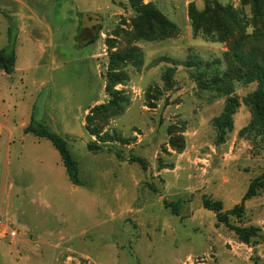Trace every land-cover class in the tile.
Returning <instances> with one entry per match:
<instances>
[{"label": "rangeland", "instance_id": "rangeland-1", "mask_svg": "<svg viewBox=\"0 0 264 264\" xmlns=\"http://www.w3.org/2000/svg\"><path fill=\"white\" fill-rule=\"evenodd\" d=\"M208 1L142 0L178 32L140 37L130 0H0V49L12 36L16 51L15 70L0 69V264H264V185L229 217L260 228L248 244L202 205L208 197L230 210L264 173V138L244 131L257 83H208L236 66L224 42L192 31L190 5ZM216 1L250 15L240 0ZM90 11L101 26L79 32ZM251 44L264 52V40ZM116 95L118 107L94 108ZM229 97L238 104L220 142L212 119ZM31 119L66 140L80 184L49 139L24 132Z\"/></svg>", "mask_w": 264, "mask_h": 264}, {"label": "trees", "instance_id": "trees-1", "mask_svg": "<svg viewBox=\"0 0 264 264\" xmlns=\"http://www.w3.org/2000/svg\"><path fill=\"white\" fill-rule=\"evenodd\" d=\"M130 1L137 13L134 25L138 28L140 37H152L154 33L168 37L178 32L175 23L167 19L151 2L143 3L142 0ZM240 3L250 9V15L247 19L243 20L241 14L230 4L224 5L216 0L208 1L201 10H197L191 4L188 15L194 34H201L206 38L224 42L228 48L225 52L226 57L236 62V66L229 67L228 72L224 71L222 75L216 74L208 79L209 84L212 86L220 85L226 78L230 77L237 78L245 83H257V88L246 97V101L251 107L252 118L249 125L244 128V131H250L252 128L264 138V52L258 46L251 44L252 42L264 40V0H240ZM249 25L253 28L251 33L246 32V28ZM84 26H80L79 32L84 30ZM11 37L9 36L10 45L0 49V69L8 74L15 70L16 60L15 41ZM95 37H97V34ZM118 79L114 74H110L106 90L114 94L117 93L116 90H112V83L117 82ZM162 80L166 88L172 86V68L168 67L165 70ZM118 101L119 98L116 95L110 98L108 104H101L94 108H105V110L107 108H116L118 107ZM237 104L238 101L235 97H229L222 112L212 119V124L218 137L217 140L220 142L224 140L226 132L232 128L233 113ZM107 115L110 114L107 113ZM86 119L87 122L91 121V115H87ZM86 129L91 134L99 135L100 131L97 128H90L87 125ZM24 132L49 139L60 155L69 180L75 185L81 183L77 161L62 136L51 131L45 124L38 123L33 119L24 128ZM107 140L104 139L101 143L88 142L87 148L92 152H97L105 147ZM107 150L114 151L111 146H107ZM114 154L118 159L123 158L117 150L114 151ZM128 160L130 162H138L144 170L147 168L146 161L141 157L130 156ZM263 185L264 173L250 181L241 202L235 204L227 211H223L220 200H213L208 197L203 198L202 205L214 211L218 222L230 227L241 242L248 244L251 243L253 237L260 235V228L254 225H232L229 222V217H242L245 211L244 201L256 195L258 188ZM172 211L176 213L175 208Z\"/></svg>", "mask_w": 264, "mask_h": 264}, {"label": "water", "instance_id": "water-1", "mask_svg": "<svg viewBox=\"0 0 264 264\" xmlns=\"http://www.w3.org/2000/svg\"><path fill=\"white\" fill-rule=\"evenodd\" d=\"M82 21L88 24L100 26L102 24V17L96 12H83L81 13Z\"/></svg>", "mask_w": 264, "mask_h": 264}, {"label": "flooded vegetation", "instance_id": "flooded-vegetation-1", "mask_svg": "<svg viewBox=\"0 0 264 264\" xmlns=\"http://www.w3.org/2000/svg\"><path fill=\"white\" fill-rule=\"evenodd\" d=\"M80 17H81V14H80ZM82 20V18H81ZM83 22V21H82ZM85 23V22H84ZM85 26L83 27L84 29L88 30L89 32L93 33L94 30H98L99 27L101 26H96V25H92V24H88V23H85L84 24Z\"/></svg>", "mask_w": 264, "mask_h": 264}, {"label": "built area", "instance_id": "built-area-1", "mask_svg": "<svg viewBox=\"0 0 264 264\" xmlns=\"http://www.w3.org/2000/svg\"><path fill=\"white\" fill-rule=\"evenodd\" d=\"M10 233V235H15V230H12L11 232H9Z\"/></svg>", "mask_w": 264, "mask_h": 264}]
</instances>
